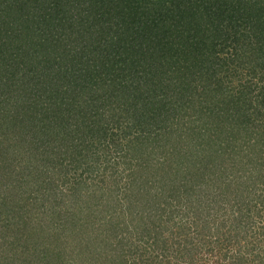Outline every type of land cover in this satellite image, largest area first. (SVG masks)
<instances>
[{"label":"trees","instance_id":"obj_1","mask_svg":"<svg viewBox=\"0 0 264 264\" xmlns=\"http://www.w3.org/2000/svg\"><path fill=\"white\" fill-rule=\"evenodd\" d=\"M238 73L246 82L232 88ZM229 131L237 143L257 138L255 152L264 147V0H0V264H70L66 250L90 227L109 239L142 226L138 237L150 241L152 229L167 244L141 201L148 182L133 191L94 179L105 151L128 158L133 147H166L177 164L158 160L151 184L166 207L197 165L213 174L198 191L237 190L213 250L230 264H264V188L257 201L233 185L229 170L249 163L220 154L216 140ZM11 235L16 250L1 241ZM113 246L123 249L115 239L100 253Z\"/></svg>","mask_w":264,"mask_h":264},{"label":"rangeland","instance_id":"obj_2","mask_svg":"<svg viewBox=\"0 0 264 264\" xmlns=\"http://www.w3.org/2000/svg\"><path fill=\"white\" fill-rule=\"evenodd\" d=\"M249 65L250 64L247 63V66H241L239 72H247ZM244 82H246V78L241 77V74L238 73L237 77L234 78L231 83L227 82V84H230L229 86L235 88L239 83ZM253 85L255 86V83ZM261 86H263L262 83ZM258 90L259 89L257 88V91ZM189 125L190 122L188 123V126ZM188 126L183 127V135L185 133L186 135L189 134L188 130H190V127ZM191 127L193 130H195L193 123L191 124ZM234 132L235 131H229V133H223V135H221L217 140L215 137H213L214 141L216 140V143L219 144L220 154L222 153L227 158L228 156L232 158L239 157V159H242L243 157V160H245L243 162L249 163L250 166L248 165L247 171L244 170L242 165L240 166L238 163V169L233 171L229 170V172L232 177L235 178L233 185L239 182V185H241L242 183L243 185L240 187V192L244 194L248 193L250 198L258 196V198H256L258 201L261 198L259 193H261L264 188V147L261 145L262 148H259L257 152H255L251 150V146L254 145L256 141H258L257 138L250 139L247 142L241 140L240 143H237V141L233 140L232 135ZM213 133L216 134L214 130ZM171 139V141L176 140L175 143L183 141L182 139L180 140L179 136L177 135L173 136ZM212 147L213 145L211 144L210 148ZM126 150L127 146L124 147V152ZM230 150L233 155H229ZM239 150L241 152L244 151L247 153V157L245 155H239V153H237ZM105 152L106 154L103 153V163H101V166H97L99 173L95 175L94 179L100 185H102L101 188H103V184L106 182H111L112 186H116L117 184L123 182L132 183L131 186L134 188L132 189L133 191H135L136 187L148 182L147 184L151 188L149 191H152V194H147L146 199L142 198L141 201L145 209L148 207V210L145 212L150 213V223H152L151 226L154 229L153 223L161 224L163 226L164 241L166 242L168 240V243L166 244L161 240L157 241L155 238L156 232L152 229L150 230V241L147 240L149 237H138L139 233L143 234L144 228L142 226L138 227L137 225H132L133 230L131 232L130 229H122L120 231L121 234H119L117 238H112L115 232H111V238L109 239L105 237L108 236L109 233L103 232V235H99V237L91 234L90 227L88 231L81 229L82 231L86 232L87 239H82L83 241L81 240V242H79V240L74 238L73 241H71L73 242L72 247L66 250V255L68 256L67 260H69L70 264H90L92 262L93 264H104L103 260L105 259H124V264H230L228 260L220 257V255L217 254L213 248L217 247L218 244V242L215 240L216 237L219 238V241L222 240L224 233L228 229V226L232 224L229 219L234 216L235 211L233 212L232 205L235 202L234 195H236L237 190H235L232 194L228 192H219L217 194L214 190L216 195L212 193L207 194L205 191H198L196 186H203L204 183V181L200 179L207 180L213 174L210 171H205L204 174H202L200 170L202 167L200 165L193 166L186 171L184 168L185 165L182 164L183 169L186 172L180 180V188L178 187L176 190L178 197L181 198L175 199L174 203L176 205L174 207H166L165 204H162V201L158 202L154 197V191L157 190L159 185H151L152 183H157L155 182L156 177L154 174L158 171V169H156L158 160L165 161V169L170 164L173 169L175 166H177L175 162L172 161L171 163L169 159L170 156L168 157L167 155L169 152L166 147L159 149L155 148L154 150H150L149 148V150L142 152L135 151L133 147L132 153L130 156L128 155V158H125L124 155H122V158H120V156H118L119 154H117L113 148ZM94 157L95 156H93L92 159ZM229 161L230 160L228 159V162ZM130 167H132V169H130ZM133 168H136V170L133 171ZM152 172L154 173L152 174ZM147 173H149L150 178L147 176ZM249 175L251 176V179H248ZM84 176H89V174H85ZM91 180L92 178H90V180L84 181L87 183L86 185L90 186L92 184ZM85 182H83L82 191H79L81 194L86 195L88 186H84ZM209 184L212 185L211 182ZM183 186L192 187V190L186 193L185 190L182 189ZM256 186H260V188H256ZM252 188H255L257 191L252 193L250 191ZM101 190L99 193H101ZM123 192L124 190L122 189V194ZM97 214L98 212L93 213L92 217L94 218ZM172 229H175L177 234L171 233ZM76 232L81 234L79 227H77ZM132 237L135 241L131 244L130 238ZM115 239L120 241V246H123L121 251L120 247H117L118 249H116L113 246L112 249L110 247L109 249H104L106 250L104 253H100V248L111 245V242ZM102 240L105 243H100ZM1 241H4L8 249L14 248L16 250L15 246H18V243L14 242V235H11L9 241L4 239ZM150 244L151 248L146 247ZM79 245H83L82 250L77 248ZM130 246L132 248H130ZM89 247H91L92 250L89 249ZM141 250H144L145 254L140 256L139 254ZM12 253H14V251H12ZM106 255H110L112 257H105ZM22 257L26 256L23 254ZM143 257L145 258L143 259ZM18 260L15 262L13 261V263H25V261H21V263H19ZM107 264L115 263L109 261Z\"/></svg>","mask_w":264,"mask_h":264}]
</instances>
